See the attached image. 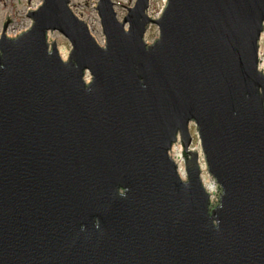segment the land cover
Instances as JSON below:
<instances>
[{
    "label": "water",
    "instance_id": "1",
    "mask_svg": "<svg viewBox=\"0 0 264 264\" xmlns=\"http://www.w3.org/2000/svg\"><path fill=\"white\" fill-rule=\"evenodd\" d=\"M150 2L119 20L98 0L104 46L71 0H42L16 37L7 10L0 264H264V0Z\"/></svg>",
    "mask_w": 264,
    "mask_h": 264
},
{
    "label": "rangeland",
    "instance_id": "2",
    "mask_svg": "<svg viewBox=\"0 0 264 264\" xmlns=\"http://www.w3.org/2000/svg\"><path fill=\"white\" fill-rule=\"evenodd\" d=\"M112 1L115 4L122 5V6H115V10L118 14L119 20H122L127 14V9L124 8L123 6L131 7L134 6L136 2V0H112ZM41 3L42 0H0V36L3 30V24L6 21V19L4 18L7 10L11 9L9 16H11V19L13 20V22L10 24L8 28L7 34L10 37H16L20 33L27 30L32 23L31 19L27 16L28 11L36 9ZM97 4H98V0H71L70 6L80 18H82L88 23L92 35L96 38V40L100 45L104 46L105 36L103 34L101 21L96 10ZM164 4H165V0H151L149 14L152 15L153 17H157L161 12ZM49 36H51L53 39L49 43L51 44L53 41H56L58 44V49L60 51V54L64 55L65 57L64 60H67L71 50L70 42L57 31L51 32ZM158 36H159L158 26L156 24H151L146 33V41L148 43H152L156 38H158ZM261 52L263 53L262 55H264V37L261 40ZM262 68H264V61L262 62ZM191 133L193 136L192 148L197 149L198 151L201 152L200 158L201 161H204L202 156L201 145L194 124L191 125ZM170 155L172 158L173 157L175 158V155L181 156L180 144L174 147ZM176 162L179 163L178 164L179 169H181L185 174V167L182 156L180 160ZM203 179L207 184L214 186V184H212L213 183L212 177L206 171H204L203 173ZM212 202L214 204L218 202V194H216V197L212 199Z\"/></svg>",
    "mask_w": 264,
    "mask_h": 264
},
{
    "label": "bare ground",
    "instance_id": "3",
    "mask_svg": "<svg viewBox=\"0 0 264 264\" xmlns=\"http://www.w3.org/2000/svg\"><path fill=\"white\" fill-rule=\"evenodd\" d=\"M157 17H158V16H157ZM52 40H53L52 37H51V36H48V41L50 42V41H52ZM61 56H63L62 58L65 59L64 55H61ZM263 59H264V58H263ZM196 150H197V149H196ZM197 151H198V150H197ZM198 152L201 154L200 151H198ZM173 158H174V157H173ZM180 158H181L180 155H175L174 160H175V161H179ZM203 162H204V161H201V158H200L201 167H202V169H205V165H204ZM176 163H177V162H176ZM177 164H179V163H177ZM179 173H180V176H181L183 179H186L185 174H184V172H183L181 169H179ZM204 183H205V187H206L207 191H208V192L210 193V195H211V198H212V199L215 198V197H216V194H217V188H216V184H215L214 180H213V183H212V184H214V186L207 184L205 181H204Z\"/></svg>",
    "mask_w": 264,
    "mask_h": 264
}]
</instances>
